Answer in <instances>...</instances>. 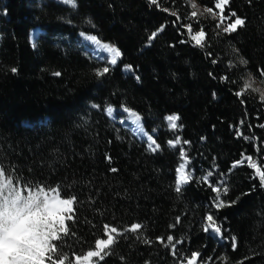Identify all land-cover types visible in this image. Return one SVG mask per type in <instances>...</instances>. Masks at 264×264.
<instances>
[{"label":"trees","instance_id":"1","mask_svg":"<svg viewBox=\"0 0 264 264\" xmlns=\"http://www.w3.org/2000/svg\"><path fill=\"white\" fill-rule=\"evenodd\" d=\"M193 1L199 15L188 0H0V169L23 189L74 198L53 261L77 264L108 226L117 233L97 264H186L193 253L200 264H264V187L245 162L264 172V101L245 90L249 75L264 86V0H229L228 23L213 12L217 0ZM237 17L245 25L225 32ZM36 28L44 33L34 46ZM79 34L117 47L122 60H97ZM128 65L135 76L123 73ZM108 107L139 114L161 150L110 120ZM173 114L197 159L179 192L180 154L165 123ZM223 177L226 206L217 208ZM210 214L225 243L205 232Z\"/></svg>","mask_w":264,"mask_h":264},{"label":"snow or ice","instance_id":"2","mask_svg":"<svg viewBox=\"0 0 264 264\" xmlns=\"http://www.w3.org/2000/svg\"><path fill=\"white\" fill-rule=\"evenodd\" d=\"M64 3L70 4L75 7V0H64ZM152 3H156V0H152ZM229 0H217L216 7L220 8L221 13H223L224 5H227ZM195 8L196 5L193 4ZM206 11L211 12V9H206ZM193 16L196 12L192 13ZM232 16H236L235 12L231 13ZM224 17H222V20ZM245 25V20L237 17L235 21L229 24L224 31L225 32H235L238 27H243ZM163 29H161L162 31ZM191 31V29H189ZM155 33L152 34V38L155 37ZM204 32L200 31L196 35L192 36L196 46H202L204 41ZM87 40L94 42L97 46L102 48L105 52L110 54L111 65H116L117 60L121 57L122 53L120 50L111 46L107 43L102 44L101 41L96 36H87ZM126 70H131V66H126ZM16 70L13 69V72ZM109 71L108 67L97 72L98 76H103ZM59 75V73H55ZM139 79V77H137ZM247 87V85H246ZM240 95V93H237ZM264 99V95L261 97ZM113 108L109 107L107 113L109 116L113 115ZM124 112L128 113L129 118H131L133 123H139L141 121V116L135 111L125 108ZM168 126L171 129H177V121L179 120L178 115H168L166 118ZM247 138V137H246ZM149 147L152 151H156L159 145L156 144L155 140L148 137ZM180 143L179 137L173 142L169 141L171 147H175ZM185 143H187L185 141ZM155 145V147H152ZM180 156L184 162H182L177 168L178 178L176 190L179 192L181 186L186 184L190 179V173L186 174L185 168L187 164L186 154L183 149H181ZM250 160V167H256L254 163ZM115 171V169H113ZM256 174L259 176L260 184L264 187V172H261L259 168H256ZM212 173L209 172L208 176ZM5 173L0 169V264H45V257L47 253H54L55 248L51 241L57 240L59 238V233H67V228L65 227V215L64 213L71 212L73 209V199H60L58 196H53L51 200L45 197L43 200L40 199L39 195H29L27 198L23 197L19 191H16L12 187L11 179H4ZM207 180V177L204 178ZM5 190L7 194H5ZM213 191L217 192V203L216 207L221 208L226 206L223 201H219L218 188H214ZM226 191V190H225ZM68 216L67 219H71ZM206 227L205 232L211 230L216 235L221 234V228L216 224L213 215H208L206 217ZM141 228V225L134 224L131 227V231L135 232ZM117 233V229L105 226V232ZM168 244L172 243V237L169 236ZM235 238H233V241ZM112 243H114V237L109 235L107 240H98L96 242L95 251H88L84 260H90L92 257H99L103 259L101 253L105 251ZM167 246V245H165ZM233 248H235V243H233ZM199 254L193 253L191 259L188 260V264H196V258ZM51 260L52 257L48 256ZM80 258L77 257V264H79ZM53 264H56L53 261ZM59 264H64V260H60Z\"/></svg>","mask_w":264,"mask_h":264},{"label":"rangeland","instance_id":"3","mask_svg":"<svg viewBox=\"0 0 264 264\" xmlns=\"http://www.w3.org/2000/svg\"><path fill=\"white\" fill-rule=\"evenodd\" d=\"M53 1H56L58 3H61L63 5H66V6H70V7H73L71 6L70 4H66L64 3V0H53ZM190 2V5L192 7V9L194 10V12H196V15H199L201 13V11H203V9L193 0H188ZM193 4L196 5V7L194 8L193 7ZM75 6H76V3H75ZM226 5L223 6V8L225 9ZM209 12V11H208ZM214 13H218V15L221 17V21H226V23H228L227 21H229L227 18H225L223 15V13H221L220 11V8L216 7V11H213ZM222 17H224V19L222 20ZM44 32L41 30V29H37L36 31H34L33 33H31V37H30V40L32 42V44L35 46L37 44V40L39 38L40 35H42ZM87 36H90V35H84V34H80L78 35V41H79V44L84 47V49H86L88 52H90L92 54V56L96 57L98 60H101V61H104V62H107L109 63L110 61V55L107 56L105 55L104 53L106 52H102L104 51L102 48H100L99 46H97L94 42L92 41H89L86 39ZM204 39H205V36H204ZM120 58V57H119ZM118 58L117 60V63L120 61V59ZM109 65H111L109 63ZM117 65V64H116ZM111 66H115V65H111ZM123 73L127 76H135V72L133 69L131 70H126V67L123 69ZM247 85V87H246ZM245 90L246 91H253L254 93H257L260 97V99L262 101H264V99H262V95H264V86L261 82H259L257 79H255L252 75H249L247 78H246V81H245ZM109 108V107H108ZM105 110V112L107 111V109ZM114 112H113V115L110 116V118L115 121V122H119L121 124H124L126 125L127 124V127H131V124L129 122H131V118H129L128 116V113L124 112V109H115L113 108ZM165 123H166V128H167V131H169L170 133H172L173 135V139L171 141H175L177 139V137H179L180 139V143L177 144L175 147H171L169 145V141L167 143V146L172 149V150H175V151H178L179 154L181 152V149H183L184 153L186 154V159H187V164H186V168H185V172L186 174L190 173L191 175V179L184 185L181 186V189L185 188L186 186H188L191 181L194 179L195 175H196V169L194 167V165L196 164V161L197 159L192 156V154L194 153L193 152V148L192 146L189 144V143H185L181 136H180V133L182 131V127L180 125V121L178 120L177 121V129H171L169 126H168V122L165 120ZM146 130L143 129V131L139 134L144 136V140H140L142 142L145 141L146 145H147V148L153 152V153H158L160 150H161V147L159 146V148L156 150V151H152V149L149 147V141H148V137H151L153 140H155L156 142V136L158 135V131H154L152 133H149V132H145ZM137 136V135H136ZM156 144H158L156 142ZM159 145V144H158ZM152 147H155V145H153ZM184 162L180 156V164ZM245 162L249 165L250 164V160L249 158H247L245 160ZM252 163H254L256 165L255 168H257V164L253 161H251ZM179 164V165H180ZM179 167V166H178ZM254 168V167H253ZM211 172L212 175L211 176H208V173ZM217 172V168L213 167L212 169H209L207 170L206 174L202 177L203 180L205 182H207L208 184H212L213 183V180L216 178L215 177V174ZM207 177V180H205L204 178ZM177 178H178V173H177V170H176V182H177ZM4 179L5 180H8V178H6L4 176ZM226 179L225 177H223L221 179V181L215 186V188H218L220 190L219 192V201H222L223 199V194L225 192V183H226ZM177 184V183H176ZM12 187L16 189V191H19L20 194L27 198V196L29 195H39L40 199L43 200L45 197H47V199L51 200L53 198V196H58V198L62 199L59 194H58V191H46V190H43V189H38V190H31V189H23L21 186H17L15 185L13 182H12ZM217 193V192H216ZM5 194H7V191L5 190ZM218 201H216L217 203ZM216 207V206H215ZM73 210V209H72ZM71 212H68V213H64L65 215V227L67 228V222L69 219H67L68 216H71ZM207 224V222H206ZM217 224V223H216ZM64 232H60L58 235L59 237L63 234ZM208 233L216 240L220 241L221 243H225V241L222 239V233L220 235H216L215 233H213L211 230L208 231ZM114 234L115 233H111L109 232L108 233V236L104 239V240H107L109 235H111L112 237H114ZM56 241V240H53L51 241L52 245H53V242ZM111 246V245H110ZM109 246V247H110ZM108 247V248H109ZM106 248L105 251L108 249ZM95 251V250H94ZM105 251L103 253H101V255L103 256V258L105 257ZM48 256H51L52 257V254L51 252L50 253H47L46 254V257H45V264H53V259L49 260L48 259ZM85 257V256H84ZM84 257H80V261H79V264H97L99 261L103 260V259H100L99 257H92L90 258V260H84ZM56 264H59L56 262ZM188 264V262L186 263ZM196 264H200L199 261H198V256L196 258Z\"/></svg>","mask_w":264,"mask_h":264},{"label":"bare ground","instance_id":"4","mask_svg":"<svg viewBox=\"0 0 264 264\" xmlns=\"http://www.w3.org/2000/svg\"><path fill=\"white\" fill-rule=\"evenodd\" d=\"M37 30V29H36ZM103 44V43H102ZM105 52V51H102ZM105 55L109 56L110 54H108L107 52L104 53ZM131 122H129L131 124V128L133 129L135 135H137L138 138H140L141 140H144V136L139 134L143 131V128L141 126V121L139 123H133L132 120H130Z\"/></svg>","mask_w":264,"mask_h":264}]
</instances>
